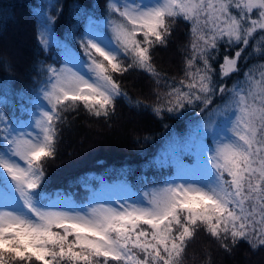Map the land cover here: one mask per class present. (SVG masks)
Wrapping results in <instances>:
<instances>
[{"label": "snow or ice", "instance_id": "6c2138e0", "mask_svg": "<svg viewBox=\"0 0 264 264\" xmlns=\"http://www.w3.org/2000/svg\"><path fill=\"white\" fill-rule=\"evenodd\" d=\"M70 7L76 23L63 38L56 34L60 0H45L37 13L40 45L62 56L59 66L41 70L32 104L13 115L0 97V264H183L199 231L226 251L241 240L264 247V63L231 88L222 82L240 72L242 58L264 61V0H107L100 15L78 0ZM178 17L190 26L184 87L158 97L153 112L163 118L198 109L195 138L177 136L178 155L195 151L196 171L184 174L183 164L167 177L144 171L141 182L154 187L140 193L126 182L131 195L106 201L49 190L43 158L55 156L62 111L80 102L108 117L125 95L113 73L157 76L152 49L167 45Z\"/></svg>", "mask_w": 264, "mask_h": 264}, {"label": "trees", "instance_id": "16d2710c", "mask_svg": "<svg viewBox=\"0 0 264 264\" xmlns=\"http://www.w3.org/2000/svg\"><path fill=\"white\" fill-rule=\"evenodd\" d=\"M60 2L64 11L57 21L56 34L63 38L66 29L76 23L71 19L73 10L70 7L76 0ZM78 2L94 8L100 15L105 12L107 0ZM44 3L45 0H0V97L6 100L2 106L6 113L19 115L21 104L30 106L29 94L34 97L33 90L45 78L41 70L54 61L56 65L59 63L62 51L58 47L45 51L37 39V13ZM51 14H55L54 9ZM250 45L246 55L255 41ZM72 47L80 51L78 43H73ZM189 48L190 26L178 17L172 24L167 45L152 49V64L157 76L140 69L113 73L125 95L117 98L108 117L90 114L80 102L62 111L56 125L55 156L43 158L46 187L49 190L68 189L83 199L101 185L127 182L134 185V191L141 192L151 186L141 182L144 171L159 178L175 175L178 164L185 165L181 168L192 167L197 162L195 151L186 153L187 158L178 155L183 145L177 141V136H183L186 143L195 138L192 122L197 119L198 109H185L182 116H170L165 112L163 118L153 112L159 103L158 97H164L174 87H184L180 81L185 78V57ZM224 53L225 47L221 44L213 62L217 73ZM261 63L264 61L256 54L247 61L242 58L240 72L222 82L231 88L233 83L242 80L243 68L258 70ZM216 79H220L218 75ZM215 103L223 105L224 102L217 96ZM154 160L156 164L149 168ZM160 164H163L162 172ZM183 264H264V247L252 248L247 241L241 240L226 251L214 238L199 231L186 249Z\"/></svg>", "mask_w": 264, "mask_h": 264}, {"label": "rangeland", "instance_id": "374dc122", "mask_svg": "<svg viewBox=\"0 0 264 264\" xmlns=\"http://www.w3.org/2000/svg\"><path fill=\"white\" fill-rule=\"evenodd\" d=\"M20 43L22 44L23 41H20ZM21 44H19V46ZM232 51H234V49L229 51L228 54L231 55ZM60 56H62V53ZM56 66H59V63ZM239 66H240V62H239ZM243 69H244V71L242 72V76H241L242 80L244 79V76H243L244 72H246L249 68H243ZM257 78H259L258 74H257ZM242 80H240V81H242ZM234 84H237V82L233 83L232 86ZM222 102H224V101H222ZM31 104H32V101H31ZM196 164H197V162L195 164H193L192 167H183V168L179 169V171L183 172L184 174H190L192 172H195L196 171ZM152 187H154V185H151L150 187L145 188L140 193H144L146 190H149ZM131 194L132 193L129 191L127 184L109 185V186H102V187L97 188L95 191L92 192L91 196L87 200L88 201H106V200H110L113 197H123V196H128Z\"/></svg>", "mask_w": 264, "mask_h": 264}]
</instances>
